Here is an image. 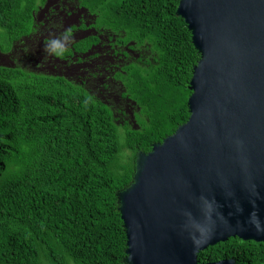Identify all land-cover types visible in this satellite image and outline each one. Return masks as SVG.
I'll list each match as a JSON object with an SVG mask.
<instances>
[{"label":"trees","instance_id":"trees-1","mask_svg":"<svg viewBox=\"0 0 264 264\" xmlns=\"http://www.w3.org/2000/svg\"><path fill=\"white\" fill-rule=\"evenodd\" d=\"M47 1L0 0V52L17 62L0 64V264H126L118 193L134 180L137 152L189 120L201 54L180 0H66L45 26L38 14ZM77 8L81 24L64 28ZM87 23L141 55L110 52L109 83L96 93L106 100L86 72L31 69L89 51L96 37L72 38ZM43 38L48 56L36 44ZM198 256L264 264V242L232 237Z\"/></svg>","mask_w":264,"mask_h":264},{"label":"water","instance_id":"water-1","mask_svg":"<svg viewBox=\"0 0 264 264\" xmlns=\"http://www.w3.org/2000/svg\"><path fill=\"white\" fill-rule=\"evenodd\" d=\"M201 54L191 116L139 150L118 193L126 264L199 262L232 237L264 242V0H180Z\"/></svg>","mask_w":264,"mask_h":264},{"label":"flooded vegetation","instance_id":"flooded-vegetation-1","mask_svg":"<svg viewBox=\"0 0 264 264\" xmlns=\"http://www.w3.org/2000/svg\"><path fill=\"white\" fill-rule=\"evenodd\" d=\"M66 2V0H48L47 3L45 4L44 11L42 10V7L40 8L39 12V17L38 20L42 21L45 26L48 24V18L53 15L54 11L61 10L62 5ZM65 12V11H64ZM41 13V14H40ZM65 17H69L68 14H65ZM81 23L72 24V26L68 27H73V26H79ZM91 23H87V26H90ZM46 28V27H44ZM43 28V29H44ZM67 28V27H66ZM87 31L88 35H84L81 39L89 36H94L99 40L98 43H95L92 45L91 49L87 52H84L83 54L79 55L76 51H73L74 55L73 56H67V59L63 58H54L56 61V68L58 69L57 75L61 76H69L66 72H70L71 70L74 71L78 70V76L79 74L85 75V72L89 74L90 79V88L93 90V92L96 94L104 90V84L109 83L108 77L110 76V69H107L106 66L109 65L107 63L108 60H113L112 56L110 55V52L115 53V52H120L119 55L122 56L123 49L126 50L129 54H132L134 56L140 57V53H136L131 48L125 47V48H120L118 45H116L113 41L117 40L115 37L111 38L107 34H101V32L96 29L92 28L91 26L88 27L87 29H81L78 30L77 33L79 32H84ZM75 38V35L74 37ZM67 44L64 46L66 49H72L74 47V42H66ZM44 44V43H43ZM47 46V44H46ZM47 48V47H46ZM89 52V53H88ZM88 54V55H87ZM117 56V55H116ZM71 61V63H70ZM122 62L118 61L116 63V68L120 67V64ZM89 68L88 71H85V69ZM105 68V69H104ZM73 79H76L75 77H71ZM78 79V78H77ZM102 84V85H101ZM97 95V94H96ZM103 100H106L104 95L101 97L99 94L97 95ZM122 100V99H121ZM124 123V122H123Z\"/></svg>","mask_w":264,"mask_h":264},{"label":"rangeland","instance_id":"rangeland-1","mask_svg":"<svg viewBox=\"0 0 264 264\" xmlns=\"http://www.w3.org/2000/svg\"><path fill=\"white\" fill-rule=\"evenodd\" d=\"M44 8H45V5L42 6V10L41 11H44ZM41 14V13H40ZM84 15H85V12H82L81 9H76V11L74 13H72L69 17H65V21H64V28L67 27V29H69L70 27L68 26H72V24H76V23H79V21L84 18ZM86 16V15H85ZM38 17H39V14H38ZM93 18H89V20H93ZM89 33V32H88ZM87 31H84V32H79V33H75V39L76 40H79L81 39L82 37H84V35H88ZM55 38V37H54ZM68 42L67 41H63L61 43L62 46H65ZM44 43V44H43ZM70 43V42H69ZM37 44V47L40 48V51H42L44 54L43 56H48L47 54V51H46V42H45V39L43 38V40L41 41V43H36ZM51 49H53L51 47ZM90 52V51H89ZM88 52V53H89ZM88 55V54H87ZM56 62V61H55ZM0 64H4V65H17V62H16V59L11 57V56H6L5 54H3L2 52H0ZM31 69L37 71V72H43V73H49V74H55L57 73L58 69L56 68V64L55 63H51L50 64V61L49 63H40L38 65H35L33 66ZM69 76H73L75 77L76 79L78 78V70H75L74 71H70V72H66ZM106 98V97H105ZM129 114L131 115V117L134 116V112L131 110L129 111ZM133 119V118H132ZM132 125L134 127L136 126H139L137 121L136 122H133ZM128 152V151H127Z\"/></svg>","mask_w":264,"mask_h":264}]
</instances>
